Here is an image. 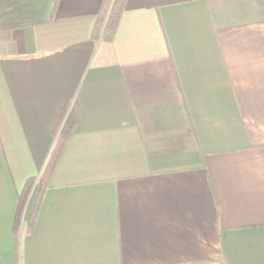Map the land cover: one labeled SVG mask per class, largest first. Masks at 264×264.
<instances>
[{
  "label": "crops",
  "instance_id": "obj_1",
  "mask_svg": "<svg viewBox=\"0 0 264 264\" xmlns=\"http://www.w3.org/2000/svg\"><path fill=\"white\" fill-rule=\"evenodd\" d=\"M113 1L0 0V264H264V0Z\"/></svg>",
  "mask_w": 264,
  "mask_h": 264
},
{
  "label": "trees",
  "instance_id": "obj_2",
  "mask_svg": "<svg viewBox=\"0 0 264 264\" xmlns=\"http://www.w3.org/2000/svg\"><path fill=\"white\" fill-rule=\"evenodd\" d=\"M122 2L123 0H114L111 11L113 12L119 8ZM113 27L114 24L109 21L107 29H113ZM78 107L77 103L74 104L71 101H66L58 108L59 110L51 126L50 135L54 140V145L48 161H46L47 163L39 176L29 178L26 181L22 192L18 196V206L12 229L15 240H17L22 225L25 226L26 234H31L34 231L41 200L47 189L46 187H48L51 173L54 171L63 147H65L75 130L77 120H79L80 108Z\"/></svg>",
  "mask_w": 264,
  "mask_h": 264
}]
</instances>
